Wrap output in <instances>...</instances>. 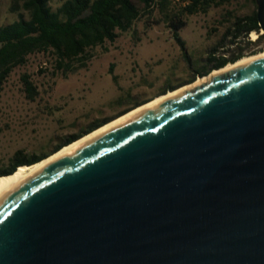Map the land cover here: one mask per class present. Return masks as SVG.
Wrapping results in <instances>:
<instances>
[{
  "label": "water",
  "instance_id": "1",
  "mask_svg": "<svg viewBox=\"0 0 264 264\" xmlns=\"http://www.w3.org/2000/svg\"><path fill=\"white\" fill-rule=\"evenodd\" d=\"M0 264H264V58L27 179L0 202Z\"/></svg>",
  "mask_w": 264,
  "mask_h": 264
},
{
  "label": "rangeland",
  "instance_id": "2",
  "mask_svg": "<svg viewBox=\"0 0 264 264\" xmlns=\"http://www.w3.org/2000/svg\"><path fill=\"white\" fill-rule=\"evenodd\" d=\"M222 2L206 12L183 13L188 22L181 31L186 50L174 38L167 21L155 22L163 18L156 9L115 42L95 47L89 66L67 76L52 73L51 55H30L26 65L11 73L0 97L1 163L18 149L29 153L50 151L64 137L83 131L94 120L112 117L137 102L161 95L171 86L190 84L188 81L214 47L217 55L233 54L240 47L245 48V55L255 49L257 53L264 51L261 36L255 44H248L242 37L238 45L223 38L227 20L257 10V0ZM8 7L9 1L0 5V23L13 20ZM249 38L253 40L251 34ZM112 63L118 82L109 71ZM44 68L47 70L42 71ZM25 72L31 74L40 91L35 100L27 98L24 91L21 76Z\"/></svg>",
  "mask_w": 264,
  "mask_h": 264
},
{
  "label": "trees",
  "instance_id": "3",
  "mask_svg": "<svg viewBox=\"0 0 264 264\" xmlns=\"http://www.w3.org/2000/svg\"><path fill=\"white\" fill-rule=\"evenodd\" d=\"M4 1H9L13 20L0 23V97L11 73L16 67L26 65L30 55L39 52L51 55L52 73L67 76L89 66L95 47L107 41L115 42L124 32L134 29L141 17L152 15L156 9L163 18L155 22L167 21L174 38L186 50L181 31L188 26V22L183 13L206 12L213 4L223 3V0H0V5ZM227 21L229 26L223 38H229L231 45H238L242 37L247 39L248 44L257 42L249 38L252 31L261 30L257 10L233 15ZM244 49L240 47L229 58L217 55V47L212 48L203 66L188 83L194 82L197 76L207 75L214 69L237 61L245 55ZM255 53L257 50H252L251 54ZM114 67L112 63L109 71L118 82ZM21 81L27 98L35 100L40 91L31 74L23 73ZM179 86H171L161 94ZM153 98L137 102L112 117L90 122L86 129L67 135L50 151L29 153L24 149L16 150L6 162L1 163L0 160V176L13 173L20 165H30L46 158L64 145Z\"/></svg>",
  "mask_w": 264,
  "mask_h": 264
},
{
  "label": "bare ground",
  "instance_id": "4",
  "mask_svg": "<svg viewBox=\"0 0 264 264\" xmlns=\"http://www.w3.org/2000/svg\"><path fill=\"white\" fill-rule=\"evenodd\" d=\"M264 30H261V32L252 31L251 36L253 40H258ZM264 58V51L258 52L256 54L251 55H245L238 59L235 62H229L225 66L221 68H217L212 70L208 75L200 76L198 77L194 82L184 85L182 87H179L175 90H170L165 94H161L149 102H146L135 109L127 112L126 114L117 117L110 122L100 126L99 128L93 130L92 132L82 136L81 138L71 142L70 144H67L63 146L60 150L56 151L55 153L47 156L46 158L32 164V165H20L13 173L1 175L0 176V202L7 197L9 194L14 192L22 183H24L27 179H29L34 174L40 172L42 169L47 167L52 162L62 158L63 156L67 155L68 153L72 152L73 150L81 147L85 143L89 142L90 140L96 138L99 136L103 131L114 127L123 121L127 120L128 118L141 113L142 111H145L149 109L150 107L154 106L157 103H160L164 101L165 99H168L172 96H175L176 94H179L180 92H183L187 89H192L198 85H201L210 79H212L214 76L222 75L225 73H228L238 67H241L243 65L252 63L254 61H257L259 59Z\"/></svg>",
  "mask_w": 264,
  "mask_h": 264
},
{
  "label": "flooded vegetation",
  "instance_id": "5",
  "mask_svg": "<svg viewBox=\"0 0 264 264\" xmlns=\"http://www.w3.org/2000/svg\"><path fill=\"white\" fill-rule=\"evenodd\" d=\"M233 55H234V53L233 54H230V55H225V56L231 58V57H233Z\"/></svg>",
  "mask_w": 264,
  "mask_h": 264
}]
</instances>
